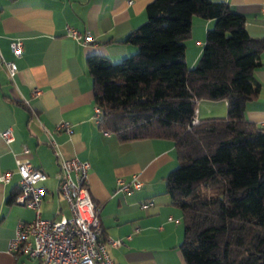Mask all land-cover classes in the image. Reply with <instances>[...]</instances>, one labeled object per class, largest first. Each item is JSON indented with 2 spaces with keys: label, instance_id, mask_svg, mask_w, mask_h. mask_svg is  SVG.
<instances>
[{
  "label": "crops",
  "instance_id": "1",
  "mask_svg": "<svg viewBox=\"0 0 264 264\" xmlns=\"http://www.w3.org/2000/svg\"><path fill=\"white\" fill-rule=\"evenodd\" d=\"M151 0H0V133L11 130V142L0 138V174L15 171L14 160L27 158L47 177L42 183L39 216L69 218L67 205L57 188L58 162L76 158L89 163L87 188L96 204L100 239L116 264H185L178 249L182 241L181 212L163 193V179L178 165L169 140L144 139L119 143L102 132L93 117L91 75L85 58L104 56L112 62L134 52L119 43L145 21V5ZM229 3L245 17L251 37L264 38V0H210ZM213 20L192 17L191 36L184 41L187 67H192ZM70 26L88 32L93 42L82 45L64 34ZM20 39L22 53L15 57L9 43ZM16 64L10 79L2 62ZM252 76L258 80L257 97L245 103L243 117L264 126V51ZM34 90L39 94L33 95ZM200 102L204 103L197 107ZM196 119L224 117L225 102L198 101ZM71 125L70 134L56 124ZM22 148L27 153L22 152ZM137 175L141 188L131 194L116 192L118 178ZM18 178L12 173L0 182V264H40L39 259L7 252L8 241L19 222H30L32 210L10 200ZM149 202L145 208L139 205ZM167 218L171 220L168 221ZM176 220L177 222H174ZM109 240L120 241L116 247Z\"/></svg>",
  "mask_w": 264,
  "mask_h": 264
},
{
  "label": "trees",
  "instance_id": "2",
  "mask_svg": "<svg viewBox=\"0 0 264 264\" xmlns=\"http://www.w3.org/2000/svg\"><path fill=\"white\" fill-rule=\"evenodd\" d=\"M225 2L151 0L145 21L119 41L135 51L112 62L88 55L98 128L119 143H173L178 162L163 179L181 212L185 264H264V126L243 117L257 97L264 38ZM192 17L213 20L199 57L186 66ZM223 100L224 117L197 119L198 101ZM12 193L10 200L18 193Z\"/></svg>",
  "mask_w": 264,
  "mask_h": 264
},
{
  "label": "built area",
  "instance_id": "3",
  "mask_svg": "<svg viewBox=\"0 0 264 264\" xmlns=\"http://www.w3.org/2000/svg\"><path fill=\"white\" fill-rule=\"evenodd\" d=\"M264 12V4L259 9ZM65 36L77 41L82 45L93 42L94 38L85 31L66 26ZM20 39H14L9 43V49L18 57L22 53ZM6 75L12 79L16 72V64L10 61L2 62ZM39 92L34 90L33 95ZM92 119L97 124L101 115L100 108L92 106ZM197 123L195 115L192 117L190 126ZM57 130L65 134L72 131L71 125L66 122L56 124ZM0 138L6 143L11 142V130H3ZM23 153H27L22 148ZM59 169L56 177L57 188L63 202L67 205L70 217L60 215L57 219H45L39 216V209L46 190L42 183L46 180L41 169L35 168L27 158L14 160L15 171L0 174V182L6 184L10 177L15 174L18 178L17 191L12 201L32 210L34 218L30 222H19L14 228V235L8 241L7 252L14 258L21 256L28 259H39L40 264H116L110 259L106 250L107 243L100 239L101 226H99L96 204L89 197L87 188L89 163L76 158L61 159L58 162ZM116 192L131 194L141 188V182L137 175L124 180L118 178L115 181ZM149 202L139 205L145 208ZM170 221V218H167ZM174 222H177L174 220ZM121 242L109 240L108 246L116 247Z\"/></svg>",
  "mask_w": 264,
  "mask_h": 264
},
{
  "label": "rangeland",
  "instance_id": "4",
  "mask_svg": "<svg viewBox=\"0 0 264 264\" xmlns=\"http://www.w3.org/2000/svg\"><path fill=\"white\" fill-rule=\"evenodd\" d=\"M202 104L204 103L200 102L199 104H197L198 109H199V106H201ZM215 117H219V116H215Z\"/></svg>",
  "mask_w": 264,
  "mask_h": 264
}]
</instances>
